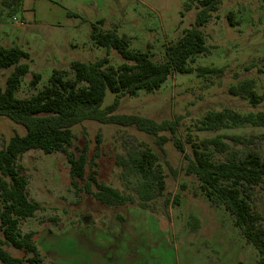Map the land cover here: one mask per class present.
<instances>
[{"label":"rangeland","instance_id":"374dc122","mask_svg":"<svg viewBox=\"0 0 264 264\" xmlns=\"http://www.w3.org/2000/svg\"><path fill=\"white\" fill-rule=\"evenodd\" d=\"M85 1V0H82ZM188 0H105L98 6L84 5L75 12L70 0H23L22 9L8 16L0 1V47L18 46L29 54V69L22 76L17 97H28L43 88L53 71H66L73 78L69 63L92 62L107 55L116 66L120 55L107 54L89 37L90 26L104 15V30L115 29L129 38L133 50L147 51L156 62L167 59V47L177 42L183 30L194 23L196 8L185 11ZM66 7V8H65ZM67 11H70L67 14ZM183 12V14H181ZM230 15V18H228ZM233 23L232 25L230 23ZM207 51L190 57L194 71L175 73L153 91L140 90L136 96L120 98L116 114H138L155 121H177V137L188 135L199 140L215 134L264 133L263 128L240 126L219 131H197L195 121L208 110L230 107L254 110L246 100L229 94V86L244 78L264 82L259 72L264 60V0H222L202 27ZM221 68L218 74L198 75L197 67ZM12 67L0 69V88ZM33 73L41 78L30 84ZM115 94L106 91L102 106ZM74 146H88L89 157L99 145L97 178L130 196L124 206H105L70 181V164L62 152L44 153L39 149L23 153L18 162L25 168L29 199L41 209L20 222L22 233L34 232L35 243L45 261L55 264H264L257 249L234 226L232 216L222 207L209 204L199 181L184 171L185 161L174 146L169 131L162 150L154 138L134 127H122L86 120L73 127ZM25 133L22 125L0 117V146L9 137ZM97 136L99 140H97ZM149 146L159 156L165 174L162 196L149 204L154 212L140 208L134 187L139 177H124L116 164L118 156ZM75 151V149H73ZM185 151L190 154L188 144ZM264 155V143L259 147ZM227 155L214 153L217 161ZM253 206L264 225V181L255 187ZM87 217V221L83 218ZM191 217L197 219L192 229ZM86 240V241H85ZM12 255L20 251L5 247Z\"/></svg>","mask_w":264,"mask_h":264},{"label":"trees","instance_id":"16d2710c","mask_svg":"<svg viewBox=\"0 0 264 264\" xmlns=\"http://www.w3.org/2000/svg\"><path fill=\"white\" fill-rule=\"evenodd\" d=\"M0 1L8 9V16L22 9L23 0ZM221 1L188 0L185 3V11L195 5L194 23L183 30L176 43L167 47V59L162 62L153 61L147 51L131 49L127 36L102 29V20H98L90 26L91 41L104 48L107 54L110 50L116 51L122 62L114 66L107 55L92 62L73 60L69 63L73 78L65 77L64 70L53 69L47 84L28 97H17L16 91L22 76L28 72V63L22 60H28L29 54L18 46L0 47V69L12 67L0 88V117L25 128L24 134L14 133L0 146V264H55L45 261L35 243L34 232L20 230V222L41 209L39 202L29 199L25 168L18 162L28 150L64 153L70 164V181L74 188L90 194L105 206H124L130 200V196L98 180L95 160L99 156L98 144L90 157L86 144L74 146L73 127L86 120L134 127L152 136L161 150L168 138L160 132L169 131L175 148L182 153L186 174L197 178L210 205L222 206L232 216L234 226L257 249L259 262L264 263L263 218L253 206L255 187L264 181V155L259 151L264 133H223L199 140L188 135L183 142L177 137V121L173 119L158 122L138 114L115 113L121 97L136 96L140 90L158 89L172 72L188 74L194 71L188 61L191 56L207 51L202 27ZM195 70L198 75L222 71L203 66ZM258 71L264 72V60ZM40 78L39 73H33L30 84L36 86ZM106 91L114 93L115 97L110 104L102 106ZM228 92L246 100L252 107H263L246 111L230 107L208 110L195 121V130L219 131L245 125L264 127V82L258 84L254 78H244L229 86ZM185 144L189 145L190 154L186 153ZM214 153L227 156L217 161ZM116 164L124 177L140 178L134 187L138 205L154 212L149 202L162 196L166 188L158 154L146 146L118 156ZM189 224L196 229L197 219L191 217ZM6 246L21 254L12 255Z\"/></svg>","mask_w":264,"mask_h":264},{"label":"crops","instance_id":"0c3cea01","mask_svg":"<svg viewBox=\"0 0 264 264\" xmlns=\"http://www.w3.org/2000/svg\"><path fill=\"white\" fill-rule=\"evenodd\" d=\"M104 1L105 0H85V1H82V0H70L72 6L75 7V12L76 13H78V12L82 13L84 11V9H83L84 5L90 4V5H94V6H98L99 7L98 4L102 3ZM116 3H117V0H116ZM68 12H70V11H67V14H70ZM99 18H100L99 20H102V25H103L104 21H105L104 15H100ZM106 30H111V29H106ZM112 30H115V29H112Z\"/></svg>","mask_w":264,"mask_h":264},{"label":"water","instance_id":"95a60500","mask_svg":"<svg viewBox=\"0 0 264 264\" xmlns=\"http://www.w3.org/2000/svg\"><path fill=\"white\" fill-rule=\"evenodd\" d=\"M83 221H85V222H86V221H87V217H84V218H83Z\"/></svg>","mask_w":264,"mask_h":264}]
</instances>
